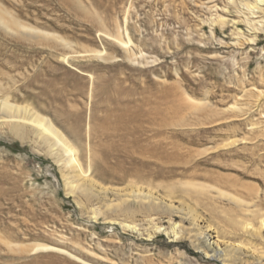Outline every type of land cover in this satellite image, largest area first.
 Instances as JSON below:
<instances>
[{"label":"rangeland","instance_id":"1","mask_svg":"<svg viewBox=\"0 0 264 264\" xmlns=\"http://www.w3.org/2000/svg\"><path fill=\"white\" fill-rule=\"evenodd\" d=\"M0 8L9 23L61 37L0 25V100L43 116L72 149L0 113V264H223L188 233L167 235L174 222L191 226L181 213L118 193L131 184L184 199L221 239L264 253L262 240L228 226L220 207L236 205L216 192L264 208V22L246 21L260 14L240 0ZM186 182L214 187V199L187 194ZM246 258L237 264H259Z\"/></svg>","mask_w":264,"mask_h":264},{"label":"bare ground","instance_id":"2","mask_svg":"<svg viewBox=\"0 0 264 264\" xmlns=\"http://www.w3.org/2000/svg\"><path fill=\"white\" fill-rule=\"evenodd\" d=\"M240 3L243 6V8L247 9L251 15L260 14L261 20H256V21L254 19H252L253 20L252 21L251 18L247 16L246 21H248V23H252L251 25H253L255 29H257L258 24H263L264 0H240ZM2 12L4 11H1L0 8V25L4 26L7 29H11L15 31H19L21 29L24 31L43 34L45 37L52 36L54 39H61L60 36H55V34L53 33L38 30L31 26L23 25L16 18L12 16H10L11 21L9 23L8 21L5 20L6 18L3 16ZM4 13L8 14L7 12ZM59 41L63 42V40H59ZM0 113L3 114V117L1 118H4L7 122L12 123L11 127L15 126L17 129H20L23 125H30L34 127L39 132V134H41L46 139V141L51 143L52 148L59 145L65 153L67 154L72 153V149L60 136L55 126H53L50 122H47V120L43 116L39 115L38 113L32 112L30 108H28L27 106H21L9 102L8 100H0ZM15 134L16 137L18 136L20 137V134L16 132ZM236 142L237 141L225 143L223 144L222 147L224 148L226 146L233 145L234 143L236 144ZM219 147L221 148V146ZM69 163L72 165V169L82 170L81 166L76 160L70 159ZM85 182H88V184L91 187L90 189H92L93 187V188H98L99 190L100 189L104 190L105 188V187L102 188L100 185L94 183L92 180H85ZM67 185L75 187L72 181H68ZM184 185H186L184 187L185 188L184 192H186L187 194L191 193L192 191H195L196 194L198 195L201 196L207 195L209 200L214 199V196H212V191L214 190L213 189L214 187L212 186L198 185L189 182L184 183ZM129 188L130 190L126 189L127 191L126 190H120V191L117 190V191L118 193H122L123 195L122 197L125 198L132 197L135 194L136 197L140 198L142 201H147L152 208L157 207V209L161 208V209L169 210V212L173 214L174 212L181 213L183 215V218L185 216V218L188 219V221L192 226V227L189 226V228H185L183 225L184 223L174 222L171 228H169V231H167L162 226H158V225L155 226L156 231L158 232L162 230L167 231V235L171 233L174 239L181 238L182 234L186 232L188 233V235L191 236L189 238L193 240L192 244L199 252H201L206 258L220 261L223 264H237V262L242 259V255L248 256V258L252 257L259 264L263 263L264 253H259L258 252L259 250L257 251L253 247H248V245L246 247V245L244 246L243 243H236L229 240L221 239L215 226L211 224V222H208L204 217H202V215L199 213L196 207L191 206L184 199H180V201L178 200V202H175L172 199L174 197L168 194L162 196L161 194L154 192L152 190L153 188L142 187L136 184H131ZM216 192L218 196L217 195L215 196L225 197L236 205V207L230 209H225V207L223 206L220 207V213H222L224 220L229 224L228 226L235 231H242L244 235L246 234L250 236L251 239H260L264 242V208L260 207V205L258 206L250 203L251 201L250 202L244 201L243 200L244 198L241 199L242 197L238 198L239 196L235 197V195L234 196L228 195L227 193L221 191L220 189H217ZM122 225L127 227V229L128 228L136 229L135 225H131L127 222L123 223ZM192 233L194 234L193 236L191 235ZM39 247H41L42 250L48 248L46 246H39ZM39 247L37 248V250L36 249L35 250L38 251ZM248 258L246 259L248 260ZM247 264H249V262H247Z\"/></svg>","mask_w":264,"mask_h":264}]
</instances>
